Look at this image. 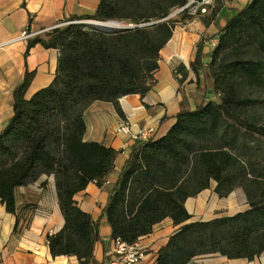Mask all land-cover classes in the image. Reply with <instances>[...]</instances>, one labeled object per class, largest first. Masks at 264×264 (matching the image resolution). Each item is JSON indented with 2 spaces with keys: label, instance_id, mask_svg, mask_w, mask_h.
Returning <instances> with one entry per match:
<instances>
[{
  "label": "trees",
  "instance_id": "trees-1",
  "mask_svg": "<svg viewBox=\"0 0 264 264\" xmlns=\"http://www.w3.org/2000/svg\"><path fill=\"white\" fill-rule=\"evenodd\" d=\"M97 1L95 14L28 41L26 58L37 45L59 51L56 75L27 99L34 73H26L13 92V116L0 133V203L17 217L14 233L29 225L17 210L16 190L53 177L65 225L46 236L49 248L53 257L73 256L80 264L94 257L99 223L74 197L92 183L102 188L120 154L85 141L86 113L97 102L120 113L121 98L151 92L161 51L188 16L187 10L181 20L171 14L190 0ZM244 6L229 8L207 65L216 101L182 108L165 135L134 143L102 211L112 239L131 245L166 219L181 226L156 264H189L207 255L253 262L264 254V0ZM111 21L126 29L106 32L85 23ZM207 40L195 49L191 70L197 75L205 68ZM176 74L183 75L182 69ZM212 184L222 200L242 190L248 209L188 223L186 202Z\"/></svg>",
  "mask_w": 264,
  "mask_h": 264
},
{
  "label": "crops",
  "instance_id": "crops-1",
  "mask_svg": "<svg viewBox=\"0 0 264 264\" xmlns=\"http://www.w3.org/2000/svg\"><path fill=\"white\" fill-rule=\"evenodd\" d=\"M247 2L228 0L224 21L217 18L206 26L199 22L176 28L174 37L161 51L155 85L146 97L135 94L121 98L120 113L113 104L101 102L95 103L87 111L85 141L102 144L120 153L114 172L102 188L92 183L74 197L77 206L89 214L95 223H99L100 238L93 248L94 257L90 264H107L114 247L112 230L102 218V211L108 202L109 191L134 145L126 136L117 134V128L122 122H127L136 132L142 128H155L158 135H165L175 124L176 115L182 108L195 109L189 94L197 86L205 89L207 82L204 78L199 84L194 79L195 74L187 75L181 82L182 75L176 74L178 60H184L180 53L186 50L189 61L193 58V63L196 44L203 36V39H208L203 53L211 54L218 43L217 34L225 27L226 19L230 18L229 8L238 9ZM98 5L97 0H0V133L13 116V92L21 85L26 73H34L27 99L48 87L56 75L59 51L37 45L26 58L28 41L43 37L70 20L95 14ZM25 33L29 37H24ZM182 87L185 88L183 93ZM215 187L216 184H212L210 189L186 202V209L192 216L188 223L223 217L214 216L207 220L198 218V213H202L206 207L209 211L216 210L213 205L220 198L214 192ZM14 196L18 212H23L29 219V225L27 228L19 226L17 233H14L17 217L8 213L0 203V264H80L73 256L53 257L49 248L46 236L57 235L65 225L54 178L42 176L38 181L18 188ZM180 227L166 219L154 227L153 233L142 237L139 244L146 252L139 264H156L160 250ZM224 260L228 259L220 255H207L189 264H223Z\"/></svg>",
  "mask_w": 264,
  "mask_h": 264
},
{
  "label": "rangeland",
  "instance_id": "rangeland-1",
  "mask_svg": "<svg viewBox=\"0 0 264 264\" xmlns=\"http://www.w3.org/2000/svg\"><path fill=\"white\" fill-rule=\"evenodd\" d=\"M191 1L192 0H190L189 3ZM227 3H228V0H214L213 7L205 15L201 14L202 13L201 9L197 10V12H194V10H192L190 8L187 10L188 16L185 17V19H182V21H184V22L179 23L176 26V28L183 27V26L193 24V23H199V22H202L204 24V26H206L207 24L212 22L211 20L213 18V13H217L218 17L216 16V19L217 18L223 19V21H224V19L226 17V11H227L225 9V7H228ZM242 8L243 7L240 6V8H238V9H242ZM180 10L181 9L173 11V13L171 14V18L176 19V20H179V19L181 20V17L179 16V14L182 12ZM214 21H216V20H214ZM202 39H203V36L201 37V39L197 43L199 44ZM198 44H196V45L198 46ZM187 48H190V46L187 45ZM185 51L186 50H184L180 53V55L183 56V58H184V60L181 59L183 62L178 60V66H176V70L182 69V72H183L181 82L184 81V78L187 75H189V74L194 75L195 74L191 70V64H190L193 61V58L190 59V61H189V56L185 53ZM210 55H211L210 53L204 55L203 63H205V68L198 75L195 74L196 77L194 79L196 80V82L198 81L200 84V81L202 83V81H203L202 79L205 78L207 85H206L205 89L200 88L199 86L193 88L194 90L191 91V93L189 94V98L191 99L192 104H193L192 106L198 105L200 103V101H202L203 99H205L207 102L208 101H216V96L214 95V93L212 91V81L207 75V65L210 61ZM184 89L185 88L182 87V93H183ZM220 200H218L219 202L216 203V205H213L214 208H216L215 211H209L208 207H206L202 212L199 208L198 210L202 213H198V218L202 219V220H207V219H210L214 216H230V215H234V214L239 213V212H243V211L248 209L247 201H246L245 195H244L242 190H236L229 197L224 198L223 200L222 199H220ZM223 264H264V254L260 258L255 259L253 262H249L246 260H236V261L224 260Z\"/></svg>",
  "mask_w": 264,
  "mask_h": 264
},
{
  "label": "built area",
  "instance_id": "built-area-1",
  "mask_svg": "<svg viewBox=\"0 0 264 264\" xmlns=\"http://www.w3.org/2000/svg\"><path fill=\"white\" fill-rule=\"evenodd\" d=\"M213 4L214 0H192L188 5H186L185 8L181 9L180 11L183 12L191 8L194 10V12H197V10L201 9V14L205 15L211 10ZM129 28H133V25ZM24 37H29V35L25 33ZM116 132L117 134L126 136L129 141L133 143L149 141L158 133L157 129L155 128H142L136 132L127 122H122V124L117 128ZM113 242V252L109 257L107 264H139L143 259L146 250L140 246L139 242L132 245L125 243L121 239L113 240Z\"/></svg>",
  "mask_w": 264,
  "mask_h": 264
},
{
  "label": "water",
  "instance_id": "water-1",
  "mask_svg": "<svg viewBox=\"0 0 264 264\" xmlns=\"http://www.w3.org/2000/svg\"><path fill=\"white\" fill-rule=\"evenodd\" d=\"M86 24L93 26L101 31H106V32H112L116 30H124L126 29L125 27H121L118 22L111 21L107 23H97V22H87Z\"/></svg>",
  "mask_w": 264,
  "mask_h": 264
},
{
  "label": "bare ground",
  "instance_id": "bare-ground-1",
  "mask_svg": "<svg viewBox=\"0 0 264 264\" xmlns=\"http://www.w3.org/2000/svg\"><path fill=\"white\" fill-rule=\"evenodd\" d=\"M85 23H87V22H85ZM146 142V141H145Z\"/></svg>",
  "mask_w": 264,
  "mask_h": 264
}]
</instances>
